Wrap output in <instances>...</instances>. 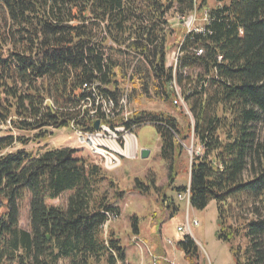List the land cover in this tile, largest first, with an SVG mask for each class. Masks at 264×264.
I'll list each match as a JSON object with an SVG mask.
<instances>
[{"label":"trees","instance_id":"obj_1","mask_svg":"<svg viewBox=\"0 0 264 264\" xmlns=\"http://www.w3.org/2000/svg\"><path fill=\"white\" fill-rule=\"evenodd\" d=\"M195 7L211 11L204 34L175 21ZM180 45L174 80L189 114L169 89L167 55ZM95 82L115 101L129 89L137 111L127 127L157 126L167 186L186 175L177 190L190 189L192 208L216 202V237L234 263L264 264V0H0V126L10 128L0 136V264H129L116 231L105 230L126 194L109 172L75 148H24L73 123L94 130ZM146 102L183 121L140 110ZM144 181L158 189L150 173L133 190L148 193ZM178 248L201 264L190 236Z\"/></svg>","mask_w":264,"mask_h":264},{"label":"rangeland","instance_id":"obj_2","mask_svg":"<svg viewBox=\"0 0 264 264\" xmlns=\"http://www.w3.org/2000/svg\"><path fill=\"white\" fill-rule=\"evenodd\" d=\"M203 1L197 0L199 5ZM206 1L210 5L216 2V0ZM187 71L188 69L182 71L184 77H187ZM173 83L176 81L174 80ZM131 107L134 112L137 111L134 103ZM139 109L165 112L177 117L180 122L183 121L182 116L176 111L160 102H146ZM183 109L189 114L185 106ZM9 129V127L0 126V136L5 135ZM12 132L15 135L32 136L29 132L18 130ZM134 133L138 139L140 154L134 158H124L122 166L115 170H107L103 167L115 179L119 187L126 191L123 198L115 201L120 215L112 219L105 229L106 232L109 228L116 231L121 245L125 248L128 263L166 264L168 261L171 264H188L183 252L178 248V243L186 236H190L200 249L201 264H235L229 245L216 237L218 230L216 202L212 201L207 208L197 210L192 208L185 199H180L177 188L189 185V179L186 175H182L173 186H167L168 168L166 162L160 157L161 141L157 126L152 123H143L135 129ZM30 139L24 148L34 153L44 149L71 147L79 150L80 154L88 156L93 162L95 161V157L91 156V152L89 153L88 145L80 144L82 148L77 143L71 128L50 129L47 139ZM21 146L18 143L14 149ZM187 146L192 154L193 142ZM143 147L151 151L146 159L141 157ZM150 173L155 175L158 189H155L151 182L144 181L151 186L149 192L140 194L134 191L135 179L137 177L144 179ZM64 200H55L52 203L61 204ZM27 211L25 206L21 212L20 225L24 229H29ZM195 220H198L199 224H195ZM136 226L139 228L138 233L134 232Z\"/></svg>","mask_w":264,"mask_h":264},{"label":"built area","instance_id":"obj_3","mask_svg":"<svg viewBox=\"0 0 264 264\" xmlns=\"http://www.w3.org/2000/svg\"><path fill=\"white\" fill-rule=\"evenodd\" d=\"M175 20L183 25L187 34L193 35L206 33L208 26L212 22V17L210 9L204 8L199 11L195 7L187 15L177 14ZM196 53L203 54L204 49L198 48L196 49ZM182 55L183 52L180 45L168 53L166 62L167 67L172 70L173 74V79L169 83V89L176 95L174 103L185 106L186 102L182 92H175L173 89L174 76H177L175 74V63L181 61ZM93 84L98 87V96L90 97L88 95V110H90V119L93 121V124L95 121L100 120V127L97 130L95 128L94 130H88L73 123V132L79 144L93 146V153L90 154L95 157L94 162L96 164L101 165L107 170H115L121 167L124 158H134L140 154L139 145L138 147L135 146V149L132 151L130 149L135 138L137 139L134 131L143 123L134 124L130 128L125 125V123L130 122L134 113L131 107L132 101L128 88L122 97L115 101V99L106 95L103 91L106 89V86L101 85L100 82ZM83 91L87 93V87ZM119 116L122 117L123 122L116 123ZM178 196L190 204L189 188L186 192L179 193ZM117 217V215L111 214L107 222H111V218ZM195 224H199V221L195 220Z\"/></svg>","mask_w":264,"mask_h":264},{"label":"bare ground","instance_id":"obj_4","mask_svg":"<svg viewBox=\"0 0 264 264\" xmlns=\"http://www.w3.org/2000/svg\"><path fill=\"white\" fill-rule=\"evenodd\" d=\"M177 64H178V63H177ZM175 68H176V67H175ZM173 89H175L177 92H180L178 86L176 85V83H173ZM187 108H188V107H187ZM70 128L73 130V125H72V127H70ZM135 141H136V144H135ZM135 141H133V143H132V147H131V149H130L131 151L135 149V146L138 147V145H139V144H138V139L135 138ZM79 145H80V144H79ZM80 146H81V145H80ZM81 147H82V146H81ZM88 147H89V150H90V151L88 150L89 153H90V152L93 153V146L88 145ZM82 148H83V147H82ZM84 149H85V148H84ZM86 150H87V149H86ZM189 191H190V189H189ZM112 219H114V218H111V220H112ZM108 223H109V222H108ZM108 223H107V224H108ZM105 230H106V229H105Z\"/></svg>","mask_w":264,"mask_h":264},{"label":"water","instance_id":"obj_5","mask_svg":"<svg viewBox=\"0 0 264 264\" xmlns=\"http://www.w3.org/2000/svg\"><path fill=\"white\" fill-rule=\"evenodd\" d=\"M94 127H95V129H99V127H100V120H97L95 123H94ZM150 150L149 149H147V148H143L142 149V152H141V157L143 158V159H146V158H148L149 157V155H150Z\"/></svg>","mask_w":264,"mask_h":264},{"label":"crops","instance_id":"obj_6","mask_svg":"<svg viewBox=\"0 0 264 264\" xmlns=\"http://www.w3.org/2000/svg\"><path fill=\"white\" fill-rule=\"evenodd\" d=\"M144 148V147H143Z\"/></svg>","mask_w":264,"mask_h":264}]
</instances>
